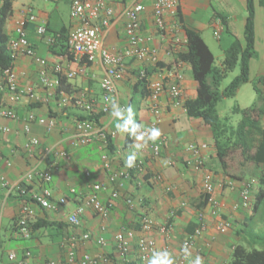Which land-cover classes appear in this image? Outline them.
Returning <instances> with one entry per match:
<instances>
[{"label":"crops","instance_id":"0c3cea01","mask_svg":"<svg viewBox=\"0 0 264 264\" xmlns=\"http://www.w3.org/2000/svg\"><path fill=\"white\" fill-rule=\"evenodd\" d=\"M49 1H51L50 6H46L44 9L40 8V13L35 14V21L28 23L29 40L36 55L48 62V73L52 78H55L52 69L56 64H63L68 70H78L79 68L85 70L84 73L78 74L72 79L66 78V86L60 93L61 97L64 93L72 98L84 97L86 100L93 101L94 107L98 108L102 101L101 79L104 75V66L99 58L89 62L86 57L76 55L70 49L69 53L63 54L58 46L54 47L51 44L49 40L54 38L61 28L66 27L70 34L78 22L73 18L69 20L68 24L58 20V18L53 21L52 16L57 7V0ZM104 1L108 7L113 9L110 24L104 27L100 20L94 21V23L101 26L104 46L117 52L127 46L124 33L125 19L120 13L125 6L136 0ZM139 1L145 6V10L140 15L141 33L152 36L153 46L158 50L159 61L156 64L158 68L157 72L152 75L153 78H156L161 70L174 67L176 64L178 53L186 47V28L199 33L212 53L209 30H213L215 36V32L219 29L220 36L219 38L215 37L218 40L224 39L225 45L231 44L238 35L244 36L248 13L247 0H180L177 15L166 17V34H162L154 22L153 3L155 0ZM18 2L19 0H14L13 12L6 22V30L11 38L16 36V21L23 17L22 11L31 8L34 13L35 0H27V2L21 3L22 6L16 7ZM253 5L255 8L256 56L250 60V79L252 82L259 78L264 79V3L261 0H253ZM40 25L46 28L44 35H39L36 32V27ZM224 32L228 33L227 37H224ZM175 38L180 39L179 44L176 43ZM156 65L127 59L124 76L118 82L122 103L128 108H131V102L137 94L140 97L137 101L135 115L140 121L141 129L147 128L153 117L149 95L141 97L136 92L137 74L139 69L151 68ZM14 70L19 75V86L21 88L32 86L37 99L31 100L24 97L20 102H12L10 93L3 83V77L0 75V101L6 107L13 108L18 116L16 120L0 117V125L7 126L9 129L7 133L0 135V196L5 203L3 220L7 218L9 221L6 229L9 231L10 241H26V245L16 244L9 249L1 248L0 264H17L9 261V253L15 252L19 258H23L27 251L32 254L28 259V264H41L48 260L70 264L67 262V249L64 248L63 243L66 238L81 232H90L93 239L80 244L77 249L78 260L72 264H80L79 259L84 253L92 255L104 253L110 258L111 264H145L140 260L136 244H133L126 262L120 260L115 249L116 232L122 227L138 231L139 218L144 214L148 215L157 227L163 224L171 225L172 231L169 235L160 233L158 229L153 234L157 239V251L169 247L170 255L174 260L177 258L183 241L195 231L200 211L205 213L206 230L197 238L191 252V258L199 257L203 264H228L232 249L239 241L236 229L250 213L249 211H233L232 206L238 200L241 184L249 181V178H238L240 175L237 173H233L234 175L225 174L224 168L215 154L210 128L197 119L188 118L184 106H175L168 91L159 100L162 109L159 130L167 136V144L160 157L152 158L150 155H145L144 171L134 174L132 179L127 182L126 188L121 190L118 199H111L112 187L101 193V199L104 205L108 207L106 215H97L89 210L83 217L82 226L75 229L67 223L68 215L76 206V202L70 197L69 203L59 214L47 211L41 213L38 207H34L36 216H40L39 219L47 221L49 225L36 231L29 239L21 237L16 231V227L12 226V222L21 213L23 201L14 190L10 195L11 190L4 188L1 182L5 178L15 185L36 162L35 157L27 156L23 150L29 140V135L23 130L28 113L32 112L44 117L54 116L57 120V128L54 132L47 133L43 126L31 123V133L40 139L42 146L57 145L58 149L65 150L70 155V159H63L54 155L43 159L40 162V167L50 169L53 179L48 184L35 179L30 183L33 189L50 188V184L52 186L50 189L56 195L70 196L71 188H76L84 194L89 193L92 184L107 181V174L103 169L101 160L106 149L100 139H95L84 146H75L73 139L74 121L78 115L85 112L74 105L66 106L65 110L59 106L55 91H49L41 84L39 78L40 65L34 57H17L14 61ZM179 71L182 74L183 100L195 98L197 82L192 77L190 65L185 62L182 63L179 66ZM260 87L264 93V85L261 84ZM100 122L107 126V130L117 132L113 139L116 145V151L112 154L113 164L115 169L125 168L127 156L132 150L125 148L128 132H120L116 129L118 121L111 114L104 115ZM262 124L264 127V117ZM135 142L137 141L134 140L133 143ZM138 142L140 143V141ZM193 142L208 144V149L204 154L207 156L206 166L215 175V197L220 203L219 213L221 217L228 218L232 223V228L224 234L218 233L216 230L220 216L212 213V207L205 200L202 189V172L195 171L186 162L188 154L185 152V148ZM172 161L176 162L172 163ZM86 170L90 171L89 177L85 174ZM230 181L233 183L234 189L222 185ZM126 197L134 199V209H130L126 205ZM102 228L105 230L102 231ZM97 235H103L106 238V247L101 248L97 245L95 241ZM190 261L188 260L185 264H190Z\"/></svg>","mask_w":264,"mask_h":264},{"label":"built area","instance_id":"2783aa9c","mask_svg":"<svg viewBox=\"0 0 264 264\" xmlns=\"http://www.w3.org/2000/svg\"><path fill=\"white\" fill-rule=\"evenodd\" d=\"M180 0H155L153 3V17L156 28L162 33H167L166 17H175L178 13ZM145 10L144 4L136 0L132 4L125 6L120 15L125 19L124 33L127 41V46L120 51L114 52L104 46L103 36L101 34V26L96 25L94 21L100 20L102 26L107 27L110 24V19L113 16V9L105 4L104 0H73L71 2L70 15L71 18L78 22L77 26L70 32L68 44L70 50L76 55L86 57L87 61L93 62L100 59L104 66V75L101 79L102 101L98 108L94 107V102L86 100L84 97H70L67 94H62L59 100V106L64 107L70 103L75 104L85 112H92L95 110L98 113L105 115L111 114L112 102L115 101L119 106L125 110L128 107L122 103L119 92L118 82L123 78L127 59H135L138 61L151 63L156 65L159 61L158 50L153 46V37L143 35L141 33L140 15ZM23 17L16 21L15 32L16 36L10 41V48L12 57L19 56L34 57L36 62L40 65L39 78L41 84L49 91H56V88L61 83V78L66 77L72 79L78 74L84 73L83 68L78 70H68L63 64H56L52 69L55 78H52L48 73V62L37 56L28 37V23L34 22L35 14L31 8H26L22 11ZM36 32L39 35L46 33V28L42 25L36 27ZM215 36L219 38L220 30L215 32ZM51 43L54 39L49 40ZM177 44L180 39L175 38ZM174 67L165 68L161 70L156 78L148 76L146 68L139 69L140 79L148 81L149 97L151 100L152 120L145 129L141 132L147 133L151 128L159 129V124L162 120V109L160 105V98L165 92H169L175 106H183L184 100L182 96L181 80L182 74L179 71V66L183 63L179 58L176 60ZM4 80L10 91V100L12 102H20L24 97L31 100H36L34 88L28 86L21 88L19 86V75L12 69L4 71ZM169 87V89H167ZM0 117L5 119H18L17 113L12 108H1ZM31 123H37L44 127L47 133H52L57 128V120L54 117L38 116L35 113H28L26 122L23 126L24 132L29 135V140L24 146V152L29 157H35L36 162L22 175V178L15 185L11 184L5 178L2 179L1 185L7 190H14L15 188L30 199V202L24 205L21 209L23 216H33L35 214L34 207H41L42 209L59 214L69 203L70 197L76 202L74 210L68 215L67 221L74 227H80L83 223V217L87 211H92L97 215H106L108 207L104 205L101 199V193L112 187L110 197L116 200L120 197V192L126 188L127 182L132 179L136 172L142 173L145 167V155H150L152 158L161 156L162 151L167 144V136L160 131V137L153 143L151 140L140 141L143 148L137 152V160L134 167H125L122 169L114 168L113 156L107 152L101 156L102 166L107 174L106 182H97L92 184L91 191L87 194L78 191L76 188L70 189V196L56 195L50 188L32 189L26 193V185L32 183L35 179H40L43 183H50L53 179L52 171L50 169H42L40 162L50 155L60 157L63 159H70L67 151L58 149L57 145L42 146L40 139L32 135ZM8 127L0 125V135L8 132ZM117 135L115 130H107L106 125L98 126L90 120L76 119L74 121L73 139L75 146H84L95 139H100L106 143L108 137L114 139ZM147 138V136H145ZM146 141V142H145ZM208 149L206 143H189L185 152L188 154L186 159L187 164L195 171H201L203 174L202 189L205 195L206 202L212 207V213L220 216L217 223L216 230L218 233L224 234L231 229L232 224L228 218L221 217L219 213L220 203L215 197L216 193V179L213 171L206 166V155L204 152ZM176 161H172L175 163ZM10 164V163H8ZM86 176H90V171L86 170ZM253 181H245L241 184L238 192V200L233 204V211H249L253 204ZM234 189L233 183L226 182L225 184ZM125 203L130 209L135 208V201L132 197H126ZM5 203L0 202V232L3 223ZM205 213L200 211L198 214V225L195 231L188 235L183 241L177 258L173 260V264H185L188 260L194 261L191 258V252L196 244V240L206 230ZM169 235L172 231L170 224H163L157 227L154 221L146 214L139 218V230L122 227L115 234V249L122 262L128 261L129 255L133 248V244L139 252V257L142 263L148 264L154 252L157 251V239L153 232L157 230ZM105 228H102L104 231ZM18 234L24 239L31 237V232L27 226L25 217L21 218L18 223ZM93 235L90 232H81L71 235L65 239L63 245L67 249V262L72 264L77 262V246L81 243L91 241ZM95 241L101 248L106 247L107 241L103 235H97ZM185 248L189 255H186ZM162 251H167L171 254L169 247H165ZM161 251V252H162ZM32 256L30 251L24 254L23 258H19L15 252L8 255L11 262L17 264H28V259ZM201 261V260H200ZM80 264H111V260L104 253L92 255L84 253L79 259ZM41 264H61L56 260H48ZM201 264L203 262L201 261Z\"/></svg>","mask_w":264,"mask_h":264},{"label":"trees","instance_id":"16d2710c","mask_svg":"<svg viewBox=\"0 0 264 264\" xmlns=\"http://www.w3.org/2000/svg\"><path fill=\"white\" fill-rule=\"evenodd\" d=\"M13 2L14 0H0V75L3 77V83L9 93V88L4 80V71L14 68L16 58L12 57L10 48L12 38L6 30V22L13 12ZM261 2L264 3V0H261ZM247 11L244 43L236 38L225 50L224 59L220 64L215 63V57L201 35L188 28L185 29L187 37L186 47L182 52L178 53V58L190 65L192 77L197 82L196 97L186 100L183 103L186 115L190 119L201 121L205 126L210 128L215 154L221 162L225 174L229 173L234 175L235 166L246 169L253 168L255 174L259 172L256 185L254 180L249 179V181L254 182L252 186L254 190L253 204L249 210L248 217L236 229L239 241L232 249L228 264H264V249L256 248L257 241L262 239V242H264V237L260 235V230L258 229L259 224L254 223L257 213L264 203V127L262 124L264 117V93L260 87L261 84L264 85V79L259 78L253 82L258 99L249 111L244 112L238 107L234 108V112L243 113L242 119L236 126L221 120L217 114V105L223 98L234 97L241 85L251 81L250 60L256 56L255 8L253 0H247ZM68 38V29L63 27L55 34L54 41L51 44L54 47L58 46L61 53H69ZM237 66L240 67L239 75L226 87L222 88L223 79ZM157 68L158 65L146 68L148 76H152L157 72ZM135 84L136 92L141 97L149 95L148 81L146 79H140L139 72ZM64 86H66V77L61 78V83L55 91L58 103L61 99L60 93L64 90ZM68 105L76 106L73 103ZM66 106L62 108L65 110ZM0 108L11 107H6L0 101ZM104 115L93 110L92 112H85L84 114L78 115L77 119L90 120L96 125L102 126L100 121ZM135 120L137 123H140L139 119L136 118ZM134 140L135 137L127 133L125 148H131ZM104 146L107 153L111 155L115 153L116 145L111 137H108ZM233 154L239 157V161L237 164L235 163L236 165L230 162V155ZM241 177L239 176L238 178ZM243 177L246 178V176ZM25 189L26 193H28L33 188L32 185L28 184ZM14 191L23 201L22 207L30 202V199L21 190L15 188ZM11 193L12 191L10 195ZM1 201L2 196H0ZM38 208L41 213L46 212L41 207ZM36 215V211L33 216H23L20 213L19 216L13 219L12 226L14 228L16 227L15 229L17 231L20 219L25 217L32 237L36 231L49 225L47 221L39 219L40 216ZM67 223L72 226L68 221ZM60 225L62 226V224ZM80 227L74 228L78 229ZM79 246L80 244L77 246V249Z\"/></svg>","mask_w":264,"mask_h":264},{"label":"rangeland","instance_id":"374dc122","mask_svg":"<svg viewBox=\"0 0 264 264\" xmlns=\"http://www.w3.org/2000/svg\"><path fill=\"white\" fill-rule=\"evenodd\" d=\"M22 2H27V0H19V2L16 4V7L22 6ZM53 3V2H52ZM51 1L49 0H35V7H34V14H39L40 8L50 6ZM57 7L55 11L53 12L52 20L54 21L56 18L58 20L63 21L65 24H68L69 20L71 19L70 15V10H71V0H57L56 1ZM52 24V23H51ZM210 32V33H209ZM209 36V42H211V47L213 49V55L215 57V63L220 64L225 55V50L232 44H226L225 45V40H218L214 36V31L209 30L208 31ZM228 33L224 32V37H227ZM238 40H241L242 43H244V36L243 35H238L236 37ZM234 38V40L236 39ZM233 40V38H232ZM240 73V67L237 66L233 71L229 72L228 75L223 79L222 81V88L226 87L237 75ZM139 95L133 99L131 102V109L133 110L134 113V118L136 119L135 115V110H136V105L137 101L139 99ZM257 93L254 89V85L252 81H249L248 83H245L240 86L238 89L236 95L234 97H229V98H223L217 105V114L219 118L225 122H228L230 125L236 126L239 121L243 117L242 112H234V108L238 107L242 111L246 112L249 111L250 108L257 102ZM239 161V157L237 155H230V162L234 163V165L237 164ZM236 163V164H235ZM234 173H238L240 176H246L247 178L254 180L255 185L257 182V179L259 177V172L254 173L253 168H241L239 166L234 167ZM52 185V184H51ZM49 187L51 188L52 186ZM254 193V190H253ZM8 219L5 218L3 220V227L0 233V249L1 248H7L9 249L10 247L16 245V244H21V245H26V241L24 240H18V241H10L9 240V231H7V226H8ZM259 224L258 229L260 230V235L261 237H264V203L261 205V208L259 212L257 213V216L255 218V222ZM251 248V247H250ZM256 248L258 249H264V242H262V239L257 241Z\"/></svg>","mask_w":264,"mask_h":264},{"label":"clouds","instance_id":"9594fccd","mask_svg":"<svg viewBox=\"0 0 264 264\" xmlns=\"http://www.w3.org/2000/svg\"><path fill=\"white\" fill-rule=\"evenodd\" d=\"M111 115L118 121L116 123V129L120 132H128L134 136L135 140L137 141L131 146L132 150L127 156L125 162L127 167H134L137 160V152H139L144 146L138 141L145 140V136H147V140H151L153 143H155L160 137V130L157 128H151L147 131V133L141 132V125L136 122L133 110L131 108L125 110L121 108L115 101L112 102ZM185 253L186 255H189L187 248H185ZM148 264H173V259L170 253L167 251H157L153 253V256L149 260ZM190 264H201L200 258L196 257L194 261H190Z\"/></svg>","mask_w":264,"mask_h":264}]
</instances>
